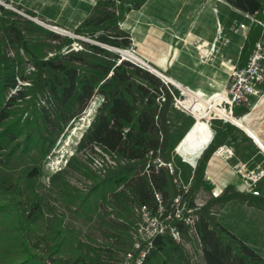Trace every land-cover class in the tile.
Wrapping results in <instances>:
<instances>
[{"label": "trees", "instance_id": "trees-1", "mask_svg": "<svg viewBox=\"0 0 264 264\" xmlns=\"http://www.w3.org/2000/svg\"><path fill=\"white\" fill-rule=\"evenodd\" d=\"M226 1L264 21V0ZM145 2L97 0L74 32L98 43L80 40L81 48L68 51L62 49L73 42L72 36L0 5V264H121L133 245L135 209L142 205L154 209L155 191L162 192L167 204L177 194L175 173L156 166L154 159L171 158L174 143L168 112L173 93L180 95V89L102 45L132 47L120 21ZM261 29L256 22L250 24L241 48L242 65ZM51 50L55 52L48 55ZM260 86L264 89V81ZM95 96L102 101L78 148L94 150L98 145L119 163L98 174L75 155L44 187L40 175L47 152L64 126L77 120ZM249 110L246 101L233 106L235 116ZM213 125V136L197 159L186 193L190 204L203 185L210 156L239 129L222 119ZM76 172L88 182L82 186L72 182L69 174ZM251 196L255 194L228 184L198 209L196 234L206 264H264V256L212 209L232 198L255 202ZM75 219H99L104 237L84 233ZM180 228L185 235L189 226L181 223ZM144 264L191 261L182 242L164 233L154 237Z\"/></svg>", "mask_w": 264, "mask_h": 264}, {"label": "crops", "instance_id": "crops-1", "mask_svg": "<svg viewBox=\"0 0 264 264\" xmlns=\"http://www.w3.org/2000/svg\"><path fill=\"white\" fill-rule=\"evenodd\" d=\"M10 1L25 4L26 0ZM35 2L37 0H32L31 3ZM90 2L93 7L94 4ZM27 7L31 8V6ZM212 10L222 14L217 22L220 23L226 37H228L227 31L232 26L228 19L232 13L246 18L244 20L238 17L239 23H249L247 12L232 6L226 0H146L139 8L127 12L120 21V27L133 36L134 50L140 59L163 72L176 84L185 85L182 89L193 93L202 92V98L207 102L210 101L211 104L218 96L217 92L222 90L229 80L226 71L229 64L227 60L230 59L231 64L243 66L240 54L246 37L241 29L242 41L239 38L229 39L227 43L221 44L220 50L211 52V58L201 60L198 39L213 41L219 26L212 21L207 23L205 18L200 20L206 11ZM175 83L172 84L176 85ZM178 88L182 92V89ZM246 102L250 105V110L240 115L245 129L235 131L224 143L234 149V155L226 158L213 152L208 160L202 186L209 194L215 185L225 188L228 184L240 192L253 193L243 188L245 180L236 171V165L240 162L245 163L249 170L264 171V89L261 87L260 93L250 95ZM203 121L206 120L198 119L180 144L182 153L186 154L190 161H193L194 155L204 149L212 136L205 141L197 139L196 132L200 122ZM202 131H209L207 123ZM255 188L260 191L259 194L251 196L255 202L232 198L222 204L216 203L222 207L217 214L225 226L227 225L222 219L221 211L232 200H238L239 205L246 209V214L254 219L255 223L259 221L264 224V175ZM258 201L261 202L260 205L256 203Z\"/></svg>", "mask_w": 264, "mask_h": 264}, {"label": "rangeland", "instance_id": "rangeland-1", "mask_svg": "<svg viewBox=\"0 0 264 264\" xmlns=\"http://www.w3.org/2000/svg\"><path fill=\"white\" fill-rule=\"evenodd\" d=\"M90 1H92V3L95 5L97 0H37V2L35 3H31L32 0H26L24 2L25 4L18 3L17 1L0 0V5H4L5 7L9 9L15 10L18 13L22 14L23 16L28 17L27 15H30L32 17H36L40 20H43L46 23L55 24L59 27L69 30L72 34L60 33L61 35H69L74 38L73 42L70 45H66L62 49V50L68 51L72 48L74 49L81 48L82 44L80 40L96 42L91 37L74 32V28L86 16H88L89 13L91 12L90 10L93 9L94 5L92 7L90 5L91 3ZM26 5L31 6V8H28ZM27 10L34 12L35 15L27 13L26 12ZM221 15L222 14H219V12L215 10L206 11V14H203V16L200 17V20L205 18L204 20L207 23L208 21H212L215 24L219 25L218 26L219 28L221 27V25L220 23L218 24L217 21L219 20ZM236 15L232 13L230 18H228L230 19V22L232 23V26L229 28V31H227L228 37L231 40H233L234 38H237V39L239 38L242 41L243 35L241 34L242 33L241 29L236 30L235 26L237 27L239 25L238 17L244 20H246V18L240 15H237V16ZM35 22L38 23L37 21ZM248 30L244 31L246 36L248 34ZM130 37H131L132 43L134 44L133 36L130 35ZM128 49L130 50L135 49L134 45ZM54 52H55L54 50H51L48 52V55H52ZM133 52L134 54H136L135 50ZM205 53H206V49H203L202 54L204 55ZM209 58H211V55H209ZM126 59H130L131 61L136 62L139 65L141 64V66L143 67H146V65L140 63L139 61L133 59L132 57L127 56ZM227 61L229 63L228 65H231L230 63L231 60L228 59ZM31 68L33 67L29 65L28 69H31ZM167 82L171 83L168 80L166 81V83ZM182 90L184 91V89ZM223 92L224 90H219L217 92L218 96L215 97V100L213 102L214 108L219 107V103L222 100ZM177 96L182 99L183 104L176 105L173 101V104L169 108V112H168L169 121H170V135H171L170 137H171V141L174 143L170 160L172 161L173 166L177 170V172L174 171L175 179L177 178L179 182L188 185L190 188L192 177L194 174L193 173L194 169L191 167V165L187 161L182 160V158L176 152V147L182 141V139H184L183 137L188 133V131H190L193 128V126L196 124L198 119L206 120V122L208 123V126L211 128L213 132H214L213 121L215 119H222L226 121V119L224 117L215 116V112L213 108L205 109L203 115L207 117L202 118L198 116V114H201L199 110L196 108H192L191 105L186 101L185 93L180 91V95H177ZM94 98H95V102L92 103L89 109L90 110L89 113L92 115L99 108V105L101 104L100 102L102 101L100 97L95 96ZM185 111H187L188 113ZM233 115H232V118L234 122L241 120L240 119L241 116H235V115L233 116ZM87 124H88V117H86V115L80 118L79 120H70L68 124L64 126L60 134L57 136L53 146L47 152L44 158L43 164H42L43 169L40 175V181L44 185V187H48L51 185L53 174H55L58 171L66 169L68 167L70 159L75 155L79 156L82 160H84L90 166V168L98 174H104L110 168L117 166V164L119 163V160L114 155L110 156L104 151L100 152L99 150H96L95 148L94 150L78 148V141L81 138L82 133L85 131ZM201 124L202 122H200V125ZM235 126H237L238 128L240 127L239 125H236V124ZM238 130L242 131V127H240ZM179 151L182 153V148H180V145H179ZM198 153L194 155V157H196ZM182 154L188 159L186 154L184 153ZM67 158L69 160L66 165L64 163H66L65 159ZM103 159H104L105 164L103 165V167H101L99 162H101ZM59 161H62L63 163V164L61 163L63 166L62 169L55 168V171L50 169L52 168L53 165L55 166V164H57ZM69 178L71 179L72 182L76 183L79 186H82L83 182H88V181H85L84 177L77 172L70 173ZM177 185H178V182H177ZM212 197L213 196L209 194L208 192H206L203 189V186H201L198 192L196 193L193 203L194 204L200 203V206H201L202 204H204L207 200H209ZM220 207L221 206L217 204H214L212 206V209L216 213L217 217H218V214H217L218 211L222 208ZM242 207L243 206L239 205L238 200H232L231 202L227 203L224 209L221 211L222 219L225 221L224 223L232 229L233 232H235L243 240L247 241L251 246H253L258 252H260L264 256V224L259 221L255 223V220L251 219L249 215L246 214L247 213L246 209ZM135 210L137 213V209ZM73 223L76 225H79L82 228V231L86 234L94 236L98 239H102L104 237L102 229L105 228V226L103 225L99 226V219H96L90 222H83L81 220L75 219ZM188 226H189L188 232L185 235L184 234L182 235V239L180 240V242H182V244L184 245L185 250L187 251L189 255L191 264H206L197 234L191 228L190 225Z\"/></svg>", "mask_w": 264, "mask_h": 264}, {"label": "built area", "instance_id": "built-area-1", "mask_svg": "<svg viewBox=\"0 0 264 264\" xmlns=\"http://www.w3.org/2000/svg\"><path fill=\"white\" fill-rule=\"evenodd\" d=\"M246 15L249 18V23L240 22L237 27L235 26V29H243V31H247L250 27V24L256 22L262 27L261 36L255 41L248 59L243 66H237L236 64L227 66L226 71L228 73L229 80L222 89L225 91V94L222 97L219 106L223 107L224 110L230 112L231 115H233V106L235 104H241L247 101L250 95L260 93V83L264 81V21L258 19L255 14L246 13ZM228 41L229 38L224 35L221 27L218 28L213 41L208 42L199 38L197 41V45L199 47L200 59L207 60L211 52L220 50L221 44L227 43ZM126 49L134 53V49ZM203 49H206V53L204 55L202 54ZM135 56L138 57L136 54ZM136 57L132 58L142 64L146 63L144 60ZM161 78L165 82L168 80L164 75H161ZM171 92L173 93L172 90ZM182 92L184 93L183 90ZM173 97L174 103L176 105L183 104L182 99L176 94L173 93ZM161 99H164V97H161ZM93 102H95V98L91 101L89 106L83 110L82 115L77 119L79 120L86 115V117H88V124L86 125V128L90 125L94 114L98 110L97 109L93 115L89 113V109ZM225 119L227 120L228 118ZM213 133L214 132L212 131V136ZM212 136L210 137L209 141L211 140ZM180 143L176 147V152L179 154L183 161H187L191 165V167L195 169L197 159L203 149H201V151L193 161H190L179 151ZM94 148L96 150H99L100 152L104 151L110 156L113 155L105 151L98 145H95ZM214 153L228 158L234 155V150L227 144H221L216 148ZM65 160L66 163L64 164L67 165L69 159L67 158ZM61 163L62 161H59L50 169H52L53 171H55V168L62 169L63 163ZM154 163L156 166H167L171 173L177 172L171 160L164 161L163 159L157 157L154 159ZM99 164L101 167H103V165L105 164L104 159L99 162ZM147 166H149V163L147 164ZM236 171L240 173L245 180L243 188L245 190L253 192L254 194H259L260 191L259 189L255 188V186L264 175V171L260 169L249 170L246 168V164L243 162H240L236 165ZM175 181L178 182V191L173 199L169 202V204L164 201L162 192L155 191V199L157 203L154 209H151L147 205H142L141 207L136 208L138 213V220L136 230L134 232L133 245L131 249L124 254L123 258L120 261L121 264H144V260L153 246V239L158 234L169 233L176 241H180L182 239V230L180 228L181 223L190 225L191 228L196 232V221L198 219L197 211L200 208V203L190 204L186 195V193L189 191V186L179 182L177 178L175 179ZM223 189L224 188L215 185L211 189V195L217 197L222 193Z\"/></svg>", "mask_w": 264, "mask_h": 264}, {"label": "bare ground", "instance_id": "bare-ground-1", "mask_svg": "<svg viewBox=\"0 0 264 264\" xmlns=\"http://www.w3.org/2000/svg\"><path fill=\"white\" fill-rule=\"evenodd\" d=\"M124 53L126 55H129L130 57H136L135 54L132 53L131 51L126 50V51H124ZM136 58H138V57H136ZM184 93L186 95V101L191 105V107L198 109L199 112L201 113V114H198V116L207 117V116L203 115L205 109L213 108L214 112H215V116L224 117V118H228L230 120H233L230 112L224 110L223 107L219 106L217 108H214L213 104H211L210 101L207 102L206 100H204L202 98L203 97L202 92L197 91L196 93H193V92H190V91L184 89ZM224 94H225V91L223 92V96H224ZM240 121H237L236 123L242 124V120H240ZM206 123H207L206 121H203L202 124L199 125V129L196 132V137L198 140L205 141L212 135V131H211L210 127H209L208 132L202 131V129Z\"/></svg>", "mask_w": 264, "mask_h": 264}, {"label": "water", "instance_id": "water-1", "mask_svg": "<svg viewBox=\"0 0 264 264\" xmlns=\"http://www.w3.org/2000/svg\"><path fill=\"white\" fill-rule=\"evenodd\" d=\"M27 16L30 17V18H32L33 20L37 21L38 23H40V24L46 26L47 28L52 29V30H54V31H56V32H58V33L72 34L69 30H67V29H65V28L59 27V26H57V25H55V24L46 23V22H44L43 20H40V19H38V18H36V17H32V16H30V15H27ZM96 43H98V42L96 41ZM102 45L105 46V47H107V48H109V49L117 50V51L121 54V57H122V58H127V56H129V55H126V54L124 53V51L127 50L126 48H117V47H113V46H109V45H104V44H102ZM129 57H130V56H129ZM144 65H146V67H147L149 70L154 71V72L157 73L158 75H164V76H166L164 73H162V72H160L159 70L155 69V68L152 67L151 65H149V64H147V63H144ZM166 78L168 79V81H170V82H172V83H175V82H173V80H171L168 76H166ZM175 84H176V83H175ZM176 85H177L178 87H180L181 89H182L183 86H185V85H183V84H176ZM186 87H187V86H186ZM240 119H241V118H240ZM227 120H229V121H231L232 123H234V124H236V125H239L240 127H242V128L245 129V127L243 126V124H238V123H236V122H234L233 120H230V119H227ZM188 132H189V131H188Z\"/></svg>", "mask_w": 264, "mask_h": 264}]
</instances>
